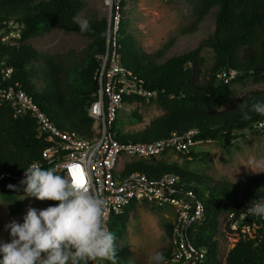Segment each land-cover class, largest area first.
Returning <instances> with one entry per match:
<instances>
[{"label":"trees","instance_id":"16d2710c","mask_svg":"<svg viewBox=\"0 0 264 264\" xmlns=\"http://www.w3.org/2000/svg\"><path fill=\"white\" fill-rule=\"evenodd\" d=\"M187 1L196 17L185 34L196 32L214 10L215 29L197 48L169 59H166V54L174 43H169L165 50L149 55L128 35V24L121 18L116 47L122 66L132 79L157 93V97L151 101L162 112V116L145 130L137 132L143 135L142 140L137 141L132 138L120 139L125 109L120 110L113 130L122 144L153 142L167 139L174 133L181 136L195 130V140H222L224 148L230 151L233 142L244 137L246 132L264 127V116L250 113L251 119L244 120L239 107L245 101L249 105L254 100L264 101V91L236 97V91L232 88V84L245 78L264 81V0ZM84 10L80 0H0V31L11 20L24 26L21 45L4 46L0 43V55L14 67L11 84H17L27 91L53 122L58 124L55 120L59 121L60 128L69 127L70 131L91 138L94 121L88 116V108L98 88V57L103 56L107 48V19L87 10L85 16L90 22V31L82 33L76 20ZM54 28L75 32L89 39L84 58L64 72L68 73V81L62 77L63 69L59 63L25 44L40 33ZM205 49H210L213 54L212 66L208 70L204 69L206 61L202 53ZM230 70L237 72V78L225 85L219 75ZM41 80L44 86L40 90L36 83ZM138 102L145 100L126 99L124 106ZM126 119L141 123L145 121L144 116L137 112ZM36 128L35 119H16L8 107L0 110V176L4 173L13 176L0 181V196L4 202H13L17 192L25 188L21 184L22 179L16 180L14 177L40 159L47 147V143L39 138ZM168 131L172 134H166ZM181 155L186 159L197 157L192 150ZM136 171L146 173L153 179L175 176L179 180L176 186L183 194H191L193 201L204 205L205 220L191 230L196 244L209 249L204 264H264L263 217L248 211L252 201L264 198V173L245 177L236 183L227 179L219 183H203L176 165L135 161L126 164L121 172L116 173V177L124 178ZM135 204L132 202L123 214L111 217L108 228L116 237L115 243L127 231L129 214ZM230 217L234 222L241 221L246 234L230 251L226 261L222 262L213 238L221 222L225 223ZM242 217L245 220L242 221ZM172 226L167 225L168 236ZM160 252L166 260L170 257L172 246L169 240ZM119 258L120 254L117 253L116 264L120 262ZM94 264L112 262L96 261Z\"/></svg>","mask_w":264,"mask_h":264},{"label":"built area","instance_id":"2783aa9c","mask_svg":"<svg viewBox=\"0 0 264 264\" xmlns=\"http://www.w3.org/2000/svg\"><path fill=\"white\" fill-rule=\"evenodd\" d=\"M121 2L122 0H110L107 48L100 58V66L96 72L98 88L88 108V116L94 121L91 138L58 127L27 91L17 84H11L14 67L1 55L0 110L8 107L16 119L31 117L36 120L38 136L47 143V147L35 162L43 167L56 168L58 173L72 177L73 181L78 176H83L86 182L90 181L93 190H98L108 201L107 226L111 217L123 214L132 202L170 207L175 213V221L168 237L172 252L166 264H204L209 249L196 244L191 230L205 220V207L202 203L193 201L191 194H183L176 186L179 183L177 177L153 179L138 171L124 178L116 177L117 166L124 154L133 159L154 158L168 152L188 154L199 143L195 140V130L181 136L174 133L167 139L146 143L122 144L117 140L118 135L113 130V125L118 112L124 108L125 100L137 98L149 102L157 97L156 92L132 79L122 66L116 47ZM23 29L20 22L9 21L5 24V29L0 31V43L10 46L20 42ZM219 77L227 85L237 78V72H221ZM24 172L14 179H24ZM7 178L13 176L4 173L0 176V181ZM243 220L245 217H242ZM222 228L219 237L214 236L213 242L217 243V252L225 262L230 251L246 234V229L241 221L234 222L231 217Z\"/></svg>","mask_w":264,"mask_h":264},{"label":"rangeland","instance_id":"374dc122","mask_svg":"<svg viewBox=\"0 0 264 264\" xmlns=\"http://www.w3.org/2000/svg\"><path fill=\"white\" fill-rule=\"evenodd\" d=\"M80 1L85 10L79 14L78 19H87L85 14L89 10L99 18L109 20L110 0L108 4L107 0ZM121 5L123 6L121 18L128 24V35L132 36L141 49L149 55L165 50L171 42L174 46L166 54V59L176 54L190 52L215 29L216 11L214 10L196 32L185 34L196 17L187 0H122ZM88 43L89 39L75 32L54 28L40 33L25 44L31 46L37 53L49 56L59 63L63 69L62 77L68 81V73L64 74V72L84 58ZM20 45V42H15L10 46ZM202 55L206 61L204 69L208 70L212 66L213 54L210 49H205ZM36 85L41 90L44 83L41 80ZM232 88L236 91V97H243L252 92L264 91V81L256 82L253 78H245L232 84ZM124 109L121 140L132 138L141 141L143 135L137 132L145 130L162 116V112L153 101L134 103L124 106ZM134 112L142 114L145 121L141 123L126 119ZM55 121L60 124L59 121ZM58 124L56 125L60 127ZM65 128L71 130L69 127ZM166 134L172 133L168 131ZM147 136L148 139L151 138L149 134ZM232 145L228 151L224 148L222 140L199 141L192 149L197 157L188 159L175 152L142 159L129 158L124 154L117 171L121 172L126 164L135 161L149 164L165 163L178 166L187 174L201 179L203 183H219L223 179L236 183L245 177L264 173V127L246 132L244 137L235 140ZM54 203L27 196L24 188L17 192V198L13 202H4L0 196V243L10 241V230L6 225L12 221L22 224L30 207L41 210ZM174 221L175 213L170 207L154 206L148 202L136 203L129 214L127 231L116 243L117 253L120 254L118 264H153L150 257L167 246L169 240L167 225H173ZM223 224L224 222H221L218 227L217 238L223 229ZM219 259L224 262L222 256H219Z\"/></svg>","mask_w":264,"mask_h":264},{"label":"clouds","instance_id":"9594fccd","mask_svg":"<svg viewBox=\"0 0 264 264\" xmlns=\"http://www.w3.org/2000/svg\"><path fill=\"white\" fill-rule=\"evenodd\" d=\"M82 33L90 31L88 19H77ZM244 120L250 113L264 116V101H247L240 106ZM21 184L27 196L53 205L29 208L19 224L6 225L10 241L0 243V264H89L111 261L116 264V237L107 226V199L93 190L91 182L58 173L33 162L24 172ZM11 187V186H10ZM248 211L264 217V198L251 202ZM153 264H166L162 252L150 257Z\"/></svg>","mask_w":264,"mask_h":264},{"label":"snow or ice","instance_id":"6c2138e0","mask_svg":"<svg viewBox=\"0 0 264 264\" xmlns=\"http://www.w3.org/2000/svg\"><path fill=\"white\" fill-rule=\"evenodd\" d=\"M81 180H82V182H83V180H84V179H83V176H81Z\"/></svg>","mask_w":264,"mask_h":264},{"label":"water","instance_id":"95a60500","mask_svg":"<svg viewBox=\"0 0 264 264\" xmlns=\"http://www.w3.org/2000/svg\"><path fill=\"white\" fill-rule=\"evenodd\" d=\"M194 208H195V206H194ZM194 208H193V209H194Z\"/></svg>","mask_w":264,"mask_h":264}]
</instances>
